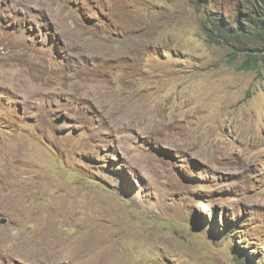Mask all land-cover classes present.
<instances>
[{
	"label": "rangeland",
	"instance_id": "374dc122",
	"mask_svg": "<svg viewBox=\"0 0 264 264\" xmlns=\"http://www.w3.org/2000/svg\"><path fill=\"white\" fill-rule=\"evenodd\" d=\"M245 8L0 0V264H92L93 236L109 264H264V44L218 30Z\"/></svg>",
	"mask_w": 264,
	"mask_h": 264
},
{
	"label": "trees",
	"instance_id": "16d2710c",
	"mask_svg": "<svg viewBox=\"0 0 264 264\" xmlns=\"http://www.w3.org/2000/svg\"><path fill=\"white\" fill-rule=\"evenodd\" d=\"M243 3L245 10L232 21L231 25L221 21L218 30L221 37L229 44L231 43V47L234 48L235 41V49L242 48V52H248L251 50L248 47L250 42L264 44V0H243ZM253 52L256 53H247L248 56L240 66V70H252L264 62V55H259L261 50L257 49Z\"/></svg>",
	"mask_w": 264,
	"mask_h": 264
},
{
	"label": "bare ground",
	"instance_id": "6f19581e",
	"mask_svg": "<svg viewBox=\"0 0 264 264\" xmlns=\"http://www.w3.org/2000/svg\"><path fill=\"white\" fill-rule=\"evenodd\" d=\"M201 4V3H200ZM251 10V9H250ZM251 18V17H250ZM254 36V35H253ZM9 197V196H8ZM7 197V198H8ZM7 201V200H6ZM42 231V230H41ZM94 231V230H93ZM96 231V230H95ZM94 231V232H95ZM105 232V231H104ZM103 233V232H102ZM90 234V233H89ZM98 235V234H97ZM96 235V236H97ZM86 236V235H85ZM84 236V237H85ZM88 241H94L92 243V246L95 247V249L92 248V254L88 255L87 257V260L89 263H92V264H109V261H108V258L109 256L111 255H115L116 254V250L114 248H105L103 245L105 244V240L102 239L101 237V240L97 237H92V238H86ZM85 239V240H86ZM97 239H99L100 241H98ZM102 243V245H101ZM91 246V245H89ZM89 246H88V243L87 242H83V244H81V246L77 249L76 251V256H78V252L81 253V252H88L89 251ZM102 247H104L105 249L102 250ZM89 253V252H88Z\"/></svg>",
	"mask_w": 264,
	"mask_h": 264
},
{
	"label": "water",
	"instance_id": "95a60500",
	"mask_svg": "<svg viewBox=\"0 0 264 264\" xmlns=\"http://www.w3.org/2000/svg\"><path fill=\"white\" fill-rule=\"evenodd\" d=\"M2 223H6V221H5V220H3V221H2Z\"/></svg>",
	"mask_w": 264,
	"mask_h": 264
}]
</instances>
